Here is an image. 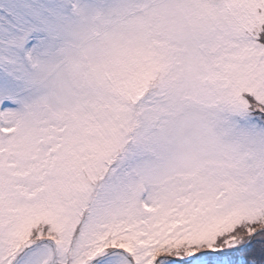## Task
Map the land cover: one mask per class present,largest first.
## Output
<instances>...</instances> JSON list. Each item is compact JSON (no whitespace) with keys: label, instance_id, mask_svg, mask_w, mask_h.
Returning <instances> with one entry per match:
<instances>
[{"label":"snow or ice","instance_id":"1","mask_svg":"<svg viewBox=\"0 0 264 264\" xmlns=\"http://www.w3.org/2000/svg\"><path fill=\"white\" fill-rule=\"evenodd\" d=\"M0 264H264V0H0Z\"/></svg>","mask_w":264,"mask_h":264}]
</instances>
